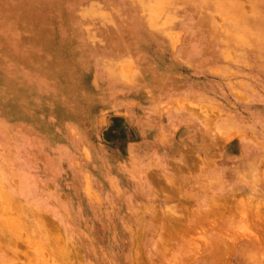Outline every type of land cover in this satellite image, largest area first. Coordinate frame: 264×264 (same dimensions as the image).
<instances>
[{
	"label": "rangeland",
	"instance_id": "obj_1",
	"mask_svg": "<svg viewBox=\"0 0 264 264\" xmlns=\"http://www.w3.org/2000/svg\"><path fill=\"white\" fill-rule=\"evenodd\" d=\"M0 264H264V0H0Z\"/></svg>",
	"mask_w": 264,
	"mask_h": 264
}]
</instances>
